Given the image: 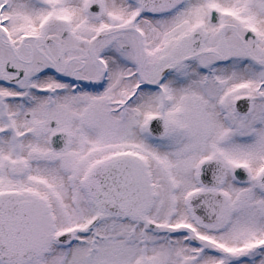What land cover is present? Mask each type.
<instances>
[{"label": "snow or ice", "instance_id": "obj_1", "mask_svg": "<svg viewBox=\"0 0 264 264\" xmlns=\"http://www.w3.org/2000/svg\"><path fill=\"white\" fill-rule=\"evenodd\" d=\"M0 264H264V0H0Z\"/></svg>", "mask_w": 264, "mask_h": 264}]
</instances>
